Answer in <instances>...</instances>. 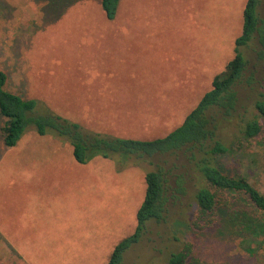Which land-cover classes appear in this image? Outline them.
<instances>
[{
  "label": "rangeland",
  "instance_id": "374dc122",
  "mask_svg": "<svg viewBox=\"0 0 264 264\" xmlns=\"http://www.w3.org/2000/svg\"><path fill=\"white\" fill-rule=\"evenodd\" d=\"M245 2L119 0L115 18L107 20L100 0H67L58 15L44 0H0L6 88L92 131L164 136L233 57ZM244 53L248 69L237 87L236 113L247 117L255 113L264 59L257 62L251 47ZM261 123L260 133L234 144L222 163L264 193V118ZM151 168L117 171L101 157L80 164L69 144L32 131L13 147L0 138V264H106L135 229ZM190 213L187 197L169 200L166 219L148 222L122 264H166L185 243L186 264H264V235L236 236L220 221L196 230Z\"/></svg>",
  "mask_w": 264,
  "mask_h": 264
},
{
  "label": "trees",
  "instance_id": "16d2710c",
  "mask_svg": "<svg viewBox=\"0 0 264 264\" xmlns=\"http://www.w3.org/2000/svg\"><path fill=\"white\" fill-rule=\"evenodd\" d=\"M44 1L45 8L54 15L68 4L67 0ZM262 1L246 0L233 57L213 77L211 88L182 122L161 137H120L89 130L38 99L8 90L7 74L0 69V138L6 147L15 146L32 131L69 144L73 158L80 164L101 157L112 160L117 171L128 166L152 167L144 175L145 195L136 212L135 229L113 247L106 264H122L127 250L144 235L148 222L165 220L168 201L178 202L185 197L190 199L191 207L188 222L196 230L218 227L220 221L227 233L236 236L264 235V193L245 174L230 173L222 163L234 144L250 142L262 130L264 79L255 90V113L247 117L236 113L237 87L248 69L245 50L251 47L257 62L264 59V10L259 11ZM99 4L105 18L113 20L119 0H100ZM254 80L250 74L245 82L251 85ZM227 130L231 134L227 135ZM190 252V245L185 243L169 253L166 264H186Z\"/></svg>",
  "mask_w": 264,
  "mask_h": 264
}]
</instances>
